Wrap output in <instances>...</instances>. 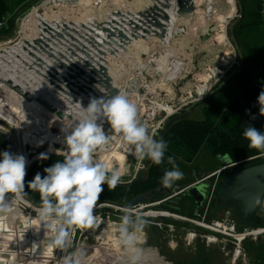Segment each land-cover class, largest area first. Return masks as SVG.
Returning <instances> with one entry per match:
<instances>
[{"label":"rangeland","instance_id":"374dc122","mask_svg":"<svg viewBox=\"0 0 264 264\" xmlns=\"http://www.w3.org/2000/svg\"><path fill=\"white\" fill-rule=\"evenodd\" d=\"M161 1L164 2V0ZM6 2L9 9L8 13L12 14V21L8 23V30L0 32V46L9 40H13L12 42L19 45L11 47V51L5 53L6 61H2V57L0 58V69L4 73V82L8 84L6 87L0 86V118L6 121L10 127L16 124L17 120H21L40 133L43 129L52 132V123L57 115L40 105L37 101V95L49 101L56 109L66 110V113L70 115L71 106L74 105L73 97L75 96L70 92V88L63 77H72V82L75 78L74 82L83 84L82 86L85 87L84 90L87 92L81 91L80 93L84 95L83 98L89 101L88 90L94 86L89 85V82L85 80L86 78L75 76L76 70L74 68V64H77L87 69L83 63L84 58L82 60L78 59L76 63H72V60L71 63H66L72 67L71 69H63L59 64L63 55L71 49V45L74 46V42L78 38L88 34L92 37L94 35L95 43H99L97 47L93 46L94 53L89 60L91 63L96 66L102 63L109 71L117 61L121 60L118 63L119 70H117V75L120 76L119 81L127 85H132L134 81H137L140 87H143L139 88L138 95L133 94L134 91L130 89L129 95L131 96L130 99L138 106L140 119L148 125L150 133L154 134L156 139L159 133L167 128L171 119L177 115H184L196 120L204 119V110L208 103L207 95L211 94L212 90L208 88L204 93L199 94L197 89L201 85L200 80H198L200 75L209 72L208 69L221 68L218 76L213 77L214 81L211 85H215L214 89H218L226 83L236 89L239 86L234 76L240 71L242 62L235 43V36L232 34L233 29L242 20V14L238 10L239 0H194L196 10L193 14V23L190 22V19H183L178 14L176 0L165 1L168 3L169 17L171 19L175 17L172 19L175 20L176 15H178L182 23L175 32L178 44H175L176 39L172 40L171 48L175 49L178 60L184 62V69L179 72L178 77L171 79V81L167 79L169 77L167 73L173 71L171 64L169 66L165 65L161 69L162 64H160L161 66L158 64L153 65L149 60L155 50L159 51L161 49V43L157 46L153 44L151 51L147 52V49L134 50L126 56L128 54L127 50L136 43L142 33V29L136 32L133 26L128 24V17L137 21L138 11L152 4L153 0H28L22 3L20 0H6ZM234 2L237 10L234 9ZM114 10L122 11L125 14L123 16H125L126 22L122 23V28L118 27L131 38L130 42L123 47L116 46L117 48H114L113 43L106 42L105 39H109L107 33L98 27L99 23H104L105 26L110 27L109 22L112 19L123 21L122 17L112 13ZM210 10L224 20L223 25H226L225 28L218 27L214 20H211L207 26L203 25L206 20L202 14L207 15ZM130 11L134 12L135 15L128 14ZM26 23H29L28 27L23 30L22 27ZM189 23L193 24V28L190 27L191 25L189 26ZM114 25L116 24L114 23ZM2 27L4 26H0V28ZM262 29H264V22ZM170 31H172L171 28L168 30V35H172ZM25 32L28 34L27 40L23 37ZM135 33L137 35L134 38L132 35ZM223 33L226 38H221ZM261 33H253L250 40L249 37H246L244 42L248 43L249 41V43L255 44V42H258ZM37 40H40V43H36ZM98 47L105 51L103 58H100ZM112 47L117 50L115 54L110 51ZM53 55L55 58L52 57ZM124 55L125 57L122 58ZM224 57L231 64L229 63L223 67L221 63ZM175 61L177 62V59ZM144 64L148 66L143 71L144 75H136L138 68ZM167 82L170 85L167 86L166 89L168 90L166 91L164 89ZM145 85H148V87H145ZM150 86L151 88H149ZM118 87L120 88V86ZM99 95H101L100 92ZM162 104L169 105L173 112L161 108L153 109L155 105ZM35 106L41 109L39 111L42 115L37 123L34 122L35 114H33ZM142 106L145 107L144 116L141 114ZM224 114L225 112H222L221 116L225 118L226 115ZM222 117H218L216 123L219 127L228 130L224 126ZM68 118L66 116V119ZM227 120L229 125L233 124V120L229 118ZM0 126L5 127L2 123H0ZM11 128L13 129V127ZM54 135L57 137L54 141L63 143L62 133H54ZM111 144L109 149L112 147ZM212 145V141L205 142L194 155L189 151H184L185 148L181 143H177L173 147V157H175L176 163L184 176L183 179L176 181L170 189L174 188L177 191L192 183L206 182L208 184L207 193L211 194L210 191L216 177L201 181L202 178L219 169H222L224 174L233 171L231 170L233 165L227 168L221 165V161H218L212 151ZM124 146L126 147V145ZM123 147L119 148L123 150ZM107 153L98 151L96 159L107 163L109 170H119L122 173L124 184L147 176L146 172L149 169L150 160L141 161L134 155L126 153L125 166L121 169L117 159L112 158L109 162L106 158ZM257 156L260 155H253L249 158ZM191 197L186 192L174 195L173 200L178 203V209L176 208V210L169 207L160 208L158 204L155 206L148 205L142 210H137L141 213L164 211L171 214V217L166 219L158 216L159 214L154 217H147L150 222L140 234L141 247L144 249L146 260L144 264H154V259L149 256L152 253V256L157 258V251L163 258L162 260L173 264H264V234L257 239L248 237L238 248L234 242L228 240L226 236L224 237L221 232L208 227L211 222L219 220L234 224L238 230L245 227L252 228L250 225L252 221L249 220V217H243L238 204L218 201L219 196L215 190L210 205L201 212L200 209L195 208L194 199ZM143 203L152 204L146 200ZM179 203L181 206H179ZM113 204L122 206L119 203ZM169 206L175 208V205L169 204ZM13 210L12 208L8 214L0 216V264L3 259H7L8 263L10 260H18L19 264H40L39 261L35 262L30 259L42 257L45 251H48L49 246L41 243L45 239L44 230L43 228L39 232L34 230L37 227L36 215H20L22 217H17L11 214ZM107 210L111 212L110 219L116 220L119 224V216L114 213H121L120 210L114 211L113 208H107ZM193 212L194 214H192ZM194 219L198 222H194ZM151 221L164 222L162 224L163 228L158 227ZM262 226L264 227V225ZM79 232L82 240L85 235L89 237L86 246H94L96 249L94 256H97V258L105 259L106 252H110V254L114 252L112 255L117 252L122 258L124 257V252L117 243V236L115 238L111 236L110 239V237L100 234L101 230L98 231L94 228L83 229ZM117 232L118 229L115 231L116 235ZM208 238L212 240L210 241ZM87 252L93 254L91 249H87L85 253Z\"/></svg>","mask_w":264,"mask_h":264},{"label":"clouds","instance_id":"9594fccd","mask_svg":"<svg viewBox=\"0 0 264 264\" xmlns=\"http://www.w3.org/2000/svg\"><path fill=\"white\" fill-rule=\"evenodd\" d=\"M258 103L260 115L264 116V91L259 94ZM72 116L73 125L61 129L65 147L55 150L63 159L45 167L43 176L36 173L28 181L27 188L40 196L34 230L39 232L43 228L45 239L41 243L63 253L61 264H85L86 253L75 247L73 231L90 229L98 224L95 209L104 185L113 190L124 183L119 170H109L107 163L96 159V153L109 150L116 138L111 133L118 134L137 159H148L154 165L166 161L171 166L161 178L163 187L171 188L183 179L184 173L175 157H166L168 142L162 137L154 138L148 125L140 119L137 104L126 92L90 97L86 107L82 101H76ZM105 125H108L107 131ZM243 137L250 149L264 151V131L247 125ZM217 155L223 159L221 154ZM47 158L45 154L40 156V159ZM27 163L23 154L7 150L0 153V216L8 214L13 204L26 195ZM252 206L264 212V195L255 196ZM120 212L117 243L124 252L123 264H143L140 234L149 224L148 214L131 207H122Z\"/></svg>","mask_w":264,"mask_h":264},{"label":"trees","instance_id":"16d2710c","mask_svg":"<svg viewBox=\"0 0 264 264\" xmlns=\"http://www.w3.org/2000/svg\"><path fill=\"white\" fill-rule=\"evenodd\" d=\"M26 1L28 0H20L21 3ZM255 5L254 10L246 11L244 15H241L242 20L236 25L232 33L235 36V43L242 62L240 71L234 76L239 85L238 88L236 89L228 83L222 84L218 89L212 88V93L207 95L208 103L204 110V119L196 120L184 115L173 117L167 128L161 131L157 138L160 139L162 137L168 142L166 157L174 155L173 147L177 143H181L184 146V151H189L194 155L205 142L212 141V151L218 161H221V165H227L224 162L225 157H229L231 163L239 162L233 164V167H231L233 171L264 162V151L250 149L248 141L243 137V131L247 125H252L264 131V116L260 115V105L258 103V96L264 91V31L259 28L264 22V16L261 13L262 0H256ZM8 10L6 0H0V22H4V19L6 22L4 27L0 28V32L8 30V23L12 21V14L8 13ZM257 32H262L260 38L257 40L258 42H255V44L249 43V41L248 43L244 42L246 37H249L250 40L253 33ZM94 42V35L92 37V35L88 34L71 47L74 52L69 50L60 61L71 63L72 60V63H76L78 59L82 60V58L90 60L94 53ZM62 112L64 115L66 114V110H62ZM222 112H225V118L221 116ZM218 117H222L224 126L228 130L218 126L216 123ZM252 117H255V119ZM63 118L57 116L52 123V132L61 134V128L65 121ZM228 118L233 120V124H228ZM11 127L17 131L18 136L21 137V140H25V142L37 140L41 136L40 132L21 120H17V123L11 125ZM6 150L14 154L10 141L0 132V153ZM217 154H221L223 159L218 158ZM253 155L260 156L249 158ZM46 156L48 157L47 159L39 158L36 160L27 171L25 177V196L37 205H40L39 193L27 188L28 181H31L38 172L43 176L45 174L43 172L45 167L51 166L56 160L63 159L62 155L57 156V154H47ZM170 167L166 161L162 165H154L151 162L148 170L149 174L146 177L133 180L129 183L119 184L113 190H109L107 185H104V191L97 203L109 201L124 205L131 197L139 194H149L151 190L162 185L160 181L164 171ZM220 183L221 181L218 183L216 189L217 195ZM233 202L238 204L236 201ZM179 206H181L180 203ZM165 207L176 210V207L164 205ZM263 213L257 208L252 215L248 216L249 220L252 221L250 223L252 227L264 225ZM239 229L241 228L239 227ZM93 264L102 263L98 260Z\"/></svg>","mask_w":264,"mask_h":264},{"label":"water","instance_id":"95a60500","mask_svg":"<svg viewBox=\"0 0 264 264\" xmlns=\"http://www.w3.org/2000/svg\"><path fill=\"white\" fill-rule=\"evenodd\" d=\"M165 1L166 0H164V2H162L161 0H153L152 4L138 11L136 15L138 19L137 21L133 20L131 17H128V24L133 26L136 32H139V29H142L145 34L154 33V35L158 38H166L170 17L168 12L165 10V8H167L168 6V3H166ZM176 3L177 11L182 16L192 14L196 10L194 0H176ZM112 13L114 15L122 17L123 21L120 22L112 19V21L109 22L110 27L105 26L104 23H99L98 27L102 28L107 33V36L110 39H105L107 43H113L114 48H117L116 46L123 47L126 43L131 41V38L122 29L119 28L122 26L123 22H126L125 16H123L125 14L119 10H114ZM128 14L135 15L132 11H130ZM114 23L116 25H114ZM65 26L67 25L65 24ZM136 35L137 34L135 33L132 36L135 38ZM36 43H40V40H37ZM93 44H95L94 46L97 47L99 43L94 42ZM114 48L112 47L110 51L115 54L117 50ZM70 50L74 52L73 49ZM98 53L100 54V58H103L105 51L101 49V47H98ZM49 54L51 55L50 52ZM52 57L55 58L54 55ZM84 63L88 71H86L87 69L74 64V68L76 70V74L74 73L75 76H82L86 78L85 80L89 82V85L91 84L95 87L99 86L100 90H103L102 96H104L105 93H107L108 95H114L117 91H121L120 88L114 84L113 77L108 73L107 67L105 65L99 63L98 66H96L87 59L84 60ZM59 64L63 69L72 68L62 61H59ZM85 75H87V77H85ZM71 78L72 77H63V79L66 80L68 87L70 88V92L73 93V96H75L73 98L75 100H78L76 98L77 96H79L82 103L87 106L89 101H87L86 98H83V95L80 93L81 91L86 93L84 90L85 87L82 86L83 84L74 82L75 78L72 82ZM37 101L39 104H42L50 111L54 112L60 118L64 117L63 119H66V116H68L69 118L66 119L62 128L71 127L73 118H70V115L68 113H66L65 116L62 111L56 109L54 105H52L49 101H47L40 95H38ZM107 128L108 125H105L106 131ZM55 138L57 137L53 133L49 136L48 140L49 142H54ZM224 162L226 164H231V159L229 157H225ZM207 190L208 184L206 182H201L199 184L184 186L183 188L178 190V193L186 192L188 195L194 198L196 206L200 207L207 199ZM257 195H264V162L234 170L222 176L218 190L219 200L236 201L239 205L240 212L244 217H248L256 211L257 208H253L252 206V200ZM146 199V195L139 194L128 199L125 203V206L133 207L139 203H143Z\"/></svg>","mask_w":264,"mask_h":264},{"label":"built area","instance_id":"2783aa9c","mask_svg":"<svg viewBox=\"0 0 264 264\" xmlns=\"http://www.w3.org/2000/svg\"><path fill=\"white\" fill-rule=\"evenodd\" d=\"M261 13L264 16V0H262V7H261ZM6 22H0V26H4ZM38 96V95H37ZM42 105V104H40ZM43 106V105H42ZM45 107V106H43ZM33 114L34 115V122L37 123V120L42 118V115L40 114L41 110L38 107L33 108ZM0 123H2L5 127L0 126V132L4 135L6 139H8L13 147L14 154H23L28 163H27V171L31 167V165L40 158L41 154H56V149L60 148L63 149L65 146L63 143H57L56 141L54 142H49L48 138L51 134H53L50 131H44L42 130L41 136L37 140L34 141H28L25 142V140H21V137L18 136L17 131L13 130L10 126H8V123L4 121L3 119L0 118ZM234 163L224 165L226 168L233 165ZM224 175V172H222V169L217 170L216 172H213L212 174H208L202 178L201 181L209 179L211 177H216L215 183L213 184V188L211 189V194H207V201L206 203H210V200L212 199V195L214 194L216 188L218 187V183L221 181L222 176ZM193 184V183H192ZM189 184V185H192ZM195 184V183H194ZM154 204V203H152ZM152 204H145V203H139L131 208L137 210H142L143 208L147 207L148 205ZM39 207V205L35 204L33 201L28 199L26 196H24L21 200L16 201L12 208L14 209V213L17 215H36V209ZM126 207L125 204L122 206L115 205L109 201H102L97 203V207L95 209V214L98 216L99 221L98 224L93 227L95 230H101V232H105L107 227H112L113 229L117 230V221L116 220H111V212L107 210V208H113L114 211L120 210V208ZM149 210V209H148ZM149 212V211H148ZM148 216L154 217L157 214L158 216H161L163 219L170 218L171 214L169 212H164V211H159V212H154V213H148ZM151 212V211H150ZM117 216H121V213H114ZM194 222H198L197 220H193ZM120 222V221H119ZM150 222V220H149ZM153 224L157 225L158 227H162V224L164 222L162 221H151ZM208 225V224H205ZM209 228H212L214 230H217L218 232H221L224 237L232 242L235 243V245L239 248L241 247V244L243 241H245L248 237H252L254 239H257L258 237H262L264 234V227L263 226H257V227H245L242 230H238L234 224H231L226 221H213L211 224L208 225ZM163 228V227H162ZM83 229H75L73 231V239H74V245L75 247L81 248L84 251L87 249L93 250V254H89L88 252L86 253V259H85V264H93L100 260L102 263V259L97 258V256H94V253H96V249L94 246H86V241L88 240V236L85 235L83 236V240L81 239L82 236L79 235V231H82ZM87 230V229H85ZM85 232V231H84ZM100 232V233H101ZM84 234V233H83ZM81 237V238H80ZM232 237V238H228ZM17 243V242H16ZM74 249H70L69 251H72ZM34 252V251H33ZM38 253V252H36ZM114 253V252H113ZM113 253L110 254V252H106L105 259L111 258ZM34 255L38 256L37 254L34 253ZM63 253H61L59 250H54L53 248L49 253L44 254L42 257H35L31 258L30 260L39 261L40 264L44 262V264H61V257ZM114 255H117L115 253ZM29 261V260H28ZM19 264L20 262L18 260L12 261L10 260L9 263L7 259H3L1 261V264Z\"/></svg>","mask_w":264,"mask_h":264},{"label":"bare ground","instance_id":"6f19581e","mask_svg":"<svg viewBox=\"0 0 264 264\" xmlns=\"http://www.w3.org/2000/svg\"><path fill=\"white\" fill-rule=\"evenodd\" d=\"M234 4H235V2H234ZM205 6V5H204ZM168 6H167V8H165V10L168 12ZM234 9L236 10V4H235V6H234ZM227 11H228V9H227ZM169 13V12H168ZM179 14V13H178ZM193 14L194 13H192V14H187V15H184V16H182L181 15V17L183 18V19H190V22L191 23H193V20H194V17H193ZM180 15V14H179ZM202 16L205 18V20L206 21H204V23H203V25H205V26H207L210 22H211V20H214L216 23H217V25H218V27L220 26V28H225L226 27V25H223V22H224V20L222 19V18H220V17H218V15H215L214 13H212V11L210 10V12L209 13H207V15L206 14H202ZM175 17H173L172 19H174ZM171 19V18H170ZM170 20L169 22H168V30H170V28H171V30L173 31H170L171 33H172V35H168V33H167V35H166V38H158L157 36H155L154 35V33H150V34H145L144 32H143V30H142V33H141V35H140V38L136 41V43H134V45L133 46H131L130 48H129V50H127V52H128V54L126 55V56H128L130 53H132L134 50H146L147 49V52L150 50L151 51V48L149 47V45H148V42H150V40L151 41H156V42H158V43H161L160 45H162V47H161V49L159 50V51H156L155 49V52H153V54H152V57L149 59L150 60V62L151 63H153V65L154 64H158L159 66H161L160 64H162V67H161V69H163V66H165V65H167V66H169V64H171L172 65V69H173V71L172 72H169V73H167V76H169V77H167V79L168 80H170L171 81V79H173V78H175V77H178V74H180L179 72H181L183 69H184V62H182L181 60H178V58H176L175 56V51H174V48H171V45H172V40H175V39H177V36H175V32H176V30L178 29V27L182 24L181 22H180V18L178 17V15H176V19L175 20ZM192 26L193 24H190L189 23V26ZM197 25V24H196ZM174 28V29H173ZM213 32V31H212ZM144 33V34H143ZM143 35H145V36H143ZM225 37V35H224V33L223 34H221V38H224ZM226 38V37H225ZM151 47H153V46H151ZM158 48V47H157ZM233 49H235V48H233ZM234 54H235V52H234ZM125 57V55L122 57V58H124ZM173 58V59H171V58ZM236 57V56H235ZM175 59H177V62L175 61ZM231 60V59H230ZM119 61H121V60H119ZM119 61H117V63L115 64V66H113V68L111 69V70H109L108 71V73L113 77V82H114V84L115 85H117V86H120V90L122 91V92H126L128 95H129V92H130V89L131 90H133L132 92H133V94H139V88H143V87H140V85H139V83L137 82V81H134L133 83L134 84H132V85H130V84H126V83H122L121 81H119V77L120 76H118L117 75V70H119L118 69V63H119ZM168 62V63H167ZM230 63V61L226 58V57H224L223 59H222V63H221V65L224 67L225 65H227V64H229ZM132 64V63H131ZM231 64V63H230ZM120 66V65H119ZM148 68V66H146L145 64L144 65H141L139 68H138V71H137V74L136 75H140V76H142V75H144L143 74V71L145 70V68ZM171 67V66H170ZM160 68V67H159ZM186 68V67H185ZM170 70H171V68H169ZM220 69L221 68H219V67H217V68H210V69H208L209 70V72H207V73H204V74H201L200 75V77H199V79L198 80H200V83H201V85L200 86H198V89H197V92L199 93V94H202V93H204L209 87H210V85L212 84V82L214 81V78L215 77H217L218 76V74H219V72H221L220 71ZM168 70V69H167ZM164 73V72H163ZM177 74V75H174V74ZM226 73V72H225ZM199 74V73H198ZM161 77V76H160ZM214 77V78H213ZM164 80V79H163ZM165 81V80H164ZM163 82V81H162ZM210 82V83H209ZM145 84V83H144ZM148 85H145V87H147ZM206 86V87H205ZM95 87V86H94ZM88 88L89 90V92H88V94H87V96L90 98V97H99V96H102L103 95V90H100V88H99V86H96L95 88ZM159 87V86H158ZM205 87V88H204ZM99 88V89H98ZM149 88H151V86L149 87ZM96 90H97V92H96ZM87 92V91H86ZM99 92L101 93V95H99ZM147 92V91H146ZM83 95V94H82ZM136 95V96H137ZM77 96V95H76ZM84 96V95H83ZM129 97H131L130 95H129ZM143 98H145V97H143ZM76 99H78L79 101H81V98L79 97V96H77V98ZM148 99V98H147ZM78 100H75L74 99V103L76 102V101H78ZM132 100V99H131ZM133 101V100H132ZM169 104V103H168ZM83 106H85V105H83ZM73 107H74V105L73 106H71V108H72V110H71V113H70V118H73V116H72V111H73ZM86 107V106H85ZM158 108H161L162 110H165V111H170V112H173L172 110V108L169 106V105H166V104H162V105H155V107H153V109L154 110H156V109H158ZM149 116H152V115H149ZM72 121H73V119H72ZM154 132V131H153ZM116 138L112 141V147L109 149V151L107 150V151H105V152H108L107 153V155H106V158H108V160H109V162H111V159L112 158H115V159H117L118 160V162H119V164H120V168L121 169H123L124 168V166H125V158H126V153L127 154H131L130 152H129V149H128V147L126 146H124L125 144H124V142L120 139V137H119V135H116L115 136ZM124 146V147H123ZM119 147H123L124 149L123 150H121ZM107 160V161H108ZM14 211V210H13ZM11 212V214H14V215H16L17 217H22V216H20L21 214H19V215H17L16 213H14V212ZM203 229V228H202ZM115 229H113L112 227H107L106 228V231L105 232H101L100 234H102V235H105V236H107V237H110V239H111V236H117L116 234H115ZM208 240H212V239H210V238H208ZM209 241V242H210ZM51 251V247H49L48 248V251L46 250L45 251V254L46 253H49ZM119 256H120V254H119ZM121 258H122V256H120ZM124 258V257H123Z\"/></svg>","mask_w":264,"mask_h":264},{"label":"crops","instance_id":"0c3cea01","mask_svg":"<svg viewBox=\"0 0 264 264\" xmlns=\"http://www.w3.org/2000/svg\"><path fill=\"white\" fill-rule=\"evenodd\" d=\"M255 2H256V0H239V7H238V10H239V13L240 14H242V15H244V13L246 12V11H250V10H254L255 9ZM236 10H237V6H236ZM243 17V16H242ZM245 18H246V16H245ZM194 21V20H193ZM24 24V23H23ZM28 24L29 23H26V25L25 26H23L22 27V29L23 30H26L27 29V27H28ZM263 24V23H262ZM262 24L259 26V28L261 29V30H264V29H262ZM188 25V24H187ZM190 27H192L193 28V25L192 26H190ZM85 36H87V35H84L83 37H81V38H78L75 42H74V45H76L79 41H81ZM26 40L28 39V34H27V32H25L24 33V36H23ZM178 39H176L175 40V44H178L176 41H177ZM13 40H9V41H7L4 45H2V46H0V58L1 59H3L2 61H6V59H7V57H6V55H5V53L6 52H8V51H11V47H15V46H19L17 43H14V42H12ZM153 44H156L155 46H157L159 43L158 42H156V41H151L150 40V42H148V45H149V47L150 48H152L151 46H153ZM73 46V44L71 45V47ZM22 47V46H21ZM8 48H10V49H8ZM153 50V49H152ZM174 51H175V49H174ZM176 58H178V56L176 55L175 56ZM28 59H29V57H28ZM145 79V78H144ZM5 78H4V73H3V71L0 69V86H8V84H6L5 82ZM146 81V80H145ZM168 85H170V83H165V89L164 90H168V89H166V88H168L167 86ZM215 85H211L210 87H209V89L210 90H212V88L214 87ZM148 87V86H147ZM210 90H209V92H210ZM1 91V90H0ZM165 91V92H166ZM209 94V93H208ZM145 107H141V114L144 116L145 115ZM140 112V111H139ZM152 254V253H151ZM156 254H157V258L154 260V264H173V263H171V262H167V261H164V260H162L163 258L160 256V253L157 251L156 252ZM157 260V261H156ZM144 262L146 263V260H145V258H143V264H144Z\"/></svg>","mask_w":264,"mask_h":264},{"label":"flooded vegetation","instance_id":"af4514ba","mask_svg":"<svg viewBox=\"0 0 264 264\" xmlns=\"http://www.w3.org/2000/svg\"><path fill=\"white\" fill-rule=\"evenodd\" d=\"M150 164H151V162H150ZM150 164H149V167H150ZM148 170L146 172V175L149 174ZM173 190H174V188L173 189L165 188V187H163V185L157 186L156 188H154L153 190H151V192L149 194H146V198H147L146 201H148L149 203H154V204H152V206H155V205L158 204V205H160V208H162V207H164V205L165 206H169V204H172V205H175V207L178 209V203L177 202L175 203V201L173 200L174 199V195H178V190L177 191H175V190L173 191ZM207 192H208V190H207ZM217 200L218 201H221V202L222 201L228 202V203L233 202V201H227V200H219V199H217ZM206 201L203 203L202 206H200V207H197L196 206V209L197 210L200 209L201 212H202V210H204L205 207H207L208 205H210V203L207 204ZM211 201H212V199L210 200V202ZM149 210H151V209H149ZM113 237L115 238L116 236H113ZM108 244L111 245L110 243H108ZM152 255L153 254H151L149 257L151 259H154L155 260L156 258L153 257ZM101 261H102V264H105V263L106 264H123V258H121L118 253H117V255H113L109 259H102Z\"/></svg>","mask_w":264,"mask_h":264}]
</instances>
